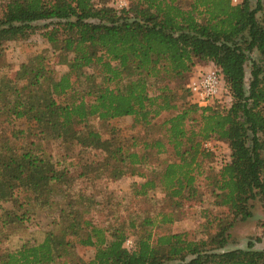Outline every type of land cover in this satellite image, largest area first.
Wrapping results in <instances>:
<instances>
[{"label":"trees","instance_id":"trees-1","mask_svg":"<svg viewBox=\"0 0 264 264\" xmlns=\"http://www.w3.org/2000/svg\"><path fill=\"white\" fill-rule=\"evenodd\" d=\"M126 1L116 10L101 0H0V58L5 44L38 33L66 68L56 76L39 52L14 78L0 75V234L35 210L55 213L40 242L2 251L0 264H264V250L251 243L225 250L234 222L251 217L250 202L259 199L264 213V0ZM209 64L221 91L199 108L184 81ZM163 113V136L140 148L111 125L131 118L145 129ZM92 119L111 125L108 137ZM52 143L62 151L56 159L47 152ZM204 143L228 150L206 176L213 208L226 216L206 218L197 239L165 232L181 202L198 197L196 178L213 153ZM151 151L172 161L147 169ZM75 157L78 173L70 171ZM125 176L140 180L132 199L159 190L171 210L130 217L127 225L95 223L96 194L73 182ZM84 249L90 257L78 255Z\"/></svg>","mask_w":264,"mask_h":264},{"label":"rangeland","instance_id":"rangeland-1","mask_svg":"<svg viewBox=\"0 0 264 264\" xmlns=\"http://www.w3.org/2000/svg\"><path fill=\"white\" fill-rule=\"evenodd\" d=\"M104 1L109 7L116 10L127 6L126 0H101ZM44 53L48 55L49 65L54 70L56 76L64 73L66 68L58 65V61L51 51L46 42L39 36L34 34L28 40L22 42H11L4 45V51L0 58V75L7 78H14L21 64L26 63L27 60L36 53ZM251 58L255 59L256 55ZM209 65H196L192 70V75H196L205 71ZM202 67V68H200ZM204 67V68H203ZM250 63L245 66V82L249 80ZM188 80L184 81L186 86ZM172 87V86H171ZM151 94V93H150ZM169 114L163 113L153 122L149 128H141L133 124L131 118H122L112 122L117 128L119 134L125 138H133L137 141V148L141 147L142 140H149L152 138H161L164 134L163 122ZM89 124L93 129L98 131L103 138L109 136V129L111 125L107 123L98 122L96 119L90 120ZM58 145L52 143L47 152L56 159L62 156V151ZM211 148L213 153L203 161L199 170V176L196 178V187L198 190V197L192 201L181 202V207L175 210L172 215L174 222L169 226H163L165 232L181 233L186 232L192 238H200L202 232V224L206 218L216 216L224 218L226 216L224 209L213 208V196L210 192L209 186L211 182L206 179L210 171H216L225 161L228 156L227 147L220 143H212ZM148 158L146 168H160L164 163L172 161L169 154L155 155L153 151ZM88 156V155H83ZM77 158H73L70 162L73 166L70 171L79 172V167L76 164ZM89 160H94L93 154L89 156ZM68 162V161H67ZM66 162V165L70 164ZM137 178L125 176L117 181L104 180L97 184H89L84 180L76 179L73 182L75 190H84L85 194H96L94 200V208L91 218L97 224H112L114 222H124L128 224V218L141 215L143 213H151L153 216L157 212L168 213L171 210V205L166 200L163 194L157 190L151 192L147 199L134 200L131 198L130 189L133 183H139ZM4 209L10 208L9 204H2ZM18 208L13 207V211L17 214ZM33 217L25 220L22 224L11 223L7 227V231L0 234V253L4 250H12L25 241L40 242L45 232L49 228V223L54 218V211H39L35 210ZM22 211H18L20 214ZM251 217L241 221L236 220L233 227L227 232V244L225 250L245 249L248 243L253 245L254 250H264V213L262 204L259 199L250 202ZM17 214V215H18ZM65 221V220H64ZM161 228V227H160ZM160 231V230H159ZM162 231V230H161ZM132 234V232H129ZM133 240V237H130ZM78 255L88 258L91 256V250H77Z\"/></svg>","mask_w":264,"mask_h":264},{"label":"built area","instance_id":"built-area-1","mask_svg":"<svg viewBox=\"0 0 264 264\" xmlns=\"http://www.w3.org/2000/svg\"><path fill=\"white\" fill-rule=\"evenodd\" d=\"M241 0H229L232 6L240 3ZM186 88L189 90L192 102L199 108H205L212 104L218 98L221 91V81L217 70L212 64H209L205 71L193 75L188 81ZM203 148L211 151L210 143H204ZM130 241H126L125 245L129 246Z\"/></svg>","mask_w":264,"mask_h":264},{"label":"crops","instance_id":"crops-1","mask_svg":"<svg viewBox=\"0 0 264 264\" xmlns=\"http://www.w3.org/2000/svg\"><path fill=\"white\" fill-rule=\"evenodd\" d=\"M200 68H202V67H200ZM204 68V67H203Z\"/></svg>","mask_w":264,"mask_h":264}]
</instances>
